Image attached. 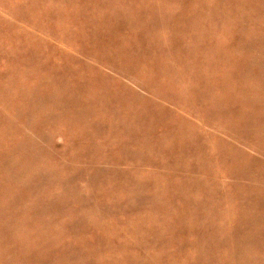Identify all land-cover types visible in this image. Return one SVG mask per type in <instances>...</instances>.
I'll use <instances>...</instances> for the list:
<instances>
[{"label": "rangeland", "instance_id": "rangeland-1", "mask_svg": "<svg viewBox=\"0 0 264 264\" xmlns=\"http://www.w3.org/2000/svg\"><path fill=\"white\" fill-rule=\"evenodd\" d=\"M0 264H264V0H0Z\"/></svg>", "mask_w": 264, "mask_h": 264}]
</instances>
